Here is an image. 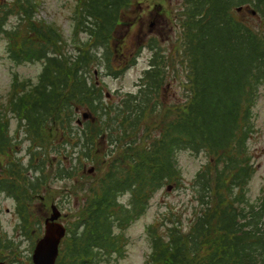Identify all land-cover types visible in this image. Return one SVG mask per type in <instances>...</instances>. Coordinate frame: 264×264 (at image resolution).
Wrapping results in <instances>:
<instances>
[{
  "label": "trees",
  "instance_id": "16d2710c",
  "mask_svg": "<svg viewBox=\"0 0 264 264\" xmlns=\"http://www.w3.org/2000/svg\"><path fill=\"white\" fill-rule=\"evenodd\" d=\"M133 2L75 0L65 36L38 16L36 0H0L8 56L17 65L42 63L35 82L12 73L7 100L0 103V155L15 154L28 141L36 174L28 186L17 184L8 166L4 190L15 197L25 225V205L41 192L44 170L65 175L70 194L82 187L79 226H68L56 264H99L121 252L123 235L115 226L137 218L159 188L180 183L176 153L200 154L205 164L188 186L195 205L186 223L165 215L164 234L147 228L148 263L264 264V192L254 202L246 195L255 173L248 145L255 132L253 107L264 90V0H178L165 39L169 52L160 48L163 39L142 45L152 52L149 68L138 91L119 94L114 105L93 77L99 64L114 77L125 69L112 59L117 28L138 23V16H127ZM248 5L254 16L235 11ZM10 18L16 22L8 26ZM137 54L139 49L126 67ZM174 81L179 99L167 101L162 89ZM79 110L87 114L80 123ZM9 115L16 122L13 133ZM73 150L76 158L69 157ZM87 163L93 175L85 173ZM124 192L127 204L116 198Z\"/></svg>",
  "mask_w": 264,
  "mask_h": 264
},
{
  "label": "rangeland",
  "instance_id": "374dc122",
  "mask_svg": "<svg viewBox=\"0 0 264 264\" xmlns=\"http://www.w3.org/2000/svg\"><path fill=\"white\" fill-rule=\"evenodd\" d=\"M41 7L39 16L48 22H52L60 27L63 32L69 36L71 27V16L75 0H40ZM133 7L127 12L129 21L132 17L138 16V23L134 26L125 25L117 28V33L120 39L116 44V53L113 55L112 65L114 67L123 68L121 76L114 77L108 75L103 65H98L99 71L93 77L94 82H97L103 89V94H106V100L109 99L114 105L119 101V94L125 92L135 93L138 90L139 80L145 70L149 68V60L152 52L142 47L149 40H157L161 43V50L168 53L170 50L169 42H165L167 36H171L174 23L176 21L173 15V7L178 4V0H142L137 4L136 0L133 2ZM132 8L137 13L132 12ZM15 18H10L8 26L14 25ZM126 22V20L124 21ZM127 23V22H126ZM111 46H115L114 43ZM7 41L3 35H0V103L7 100L10 91V83L12 73H17L20 80L30 79L35 81L37 75L41 71L42 63L40 62H23L15 64L7 54ZM142 47V51L140 50ZM139 49L140 54L135 58L134 64L126 67L127 62L131 61L136 51ZM172 79V78H171ZM89 77V81L93 82ZM180 87L177 82H172V85L163 87L162 92L165 95V100L178 101L180 96ZM105 99V98H104ZM81 112L79 110L76 114V119H81ZM255 116V129L248 142L250 153L253 155V163L255 166V173L248 182L246 188V195L250 202H254L259 195H262V186L264 185V90L260 91V95L253 108ZM11 119L10 131L15 130V119L9 115ZM18 141H21L18 140ZM28 141L21 142L19 149L15 155L21 159L23 165L26 164ZM77 150H73L69 155L70 158L77 157ZM57 155L50 154L49 157L56 159ZM63 157V156H62ZM177 166L180 169L183 185L170 184V190L166 186L159 188L154 196L146 205L143 213L135 220L131 221L125 226V229L119 230L117 226L114 228L115 233L122 232L126 240L124 249L119 253V256H114L111 260L101 264H149L148 258L151 253L150 240L148 237L147 228L149 226L158 228V232L164 234L165 227H169L168 219H165L167 214H175V219L182 220L186 223V219L191 213L192 207L195 203L191 202V192L188 186L192 179L195 177L198 170L205 164V158L202 155H196L189 151H179L175 156ZM65 161V160H64ZM1 163V160H0ZM49 166V164H46ZM90 164L87 163L86 168ZM48 170V171H47ZM5 168L0 165V175H4ZM47 174V189L41 194V199L33 200L31 205L32 210H29V229H23L22 221L16 214V202L9 196L8 192L0 191V222L2 223L1 236H3V246L5 249L2 251V256L7 259L8 264H26L30 262L31 248L35 240L33 239L38 231L42 232V217L50 211V204L56 203L62 215V222H67L68 226H72L79 219L77 213L79 206L84 201L82 194L73 195L69 193V185L67 179L63 177H55L54 172L51 173L49 169L44 170ZM31 179L36 175L33 170L30 171ZM40 177V175H38ZM42 181V180H41ZM80 192V191H79ZM129 194L117 193V200L123 204H127ZM80 199V200H79ZM41 201L43 203H41ZM46 202V206H45ZM70 217L66 220L65 215ZM41 217L40 220H38ZM42 220V222H41ZM35 221V222H34ZM37 222V226L35 225ZM41 222V224H40ZM164 227V228H162ZM24 231V235H23ZM38 235V236H39ZM17 243L18 248H14L18 253L12 251L11 246ZM9 247V248H8ZM29 259V261L27 260Z\"/></svg>",
  "mask_w": 264,
  "mask_h": 264
},
{
  "label": "water",
  "instance_id": "95a60500",
  "mask_svg": "<svg viewBox=\"0 0 264 264\" xmlns=\"http://www.w3.org/2000/svg\"><path fill=\"white\" fill-rule=\"evenodd\" d=\"M51 211L49 219L45 221L44 235L34 248L32 254L33 264H54L57 256V247L65 229L61 224L55 222L59 217L57 209L52 206Z\"/></svg>",
  "mask_w": 264,
  "mask_h": 264
},
{
  "label": "flooded vegetation",
  "instance_id": "af4514ba",
  "mask_svg": "<svg viewBox=\"0 0 264 264\" xmlns=\"http://www.w3.org/2000/svg\"><path fill=\"white\" fill-rule=\"evenodd\" d=\"M2 223L0 222V225H1ZM1 239H0V255H2V251H3V247H2V244H1ZM1 260H3V258H0Z\"/></svg>",
  "mask_w": 264,
  "mask_h": 264
}]
</instances>
